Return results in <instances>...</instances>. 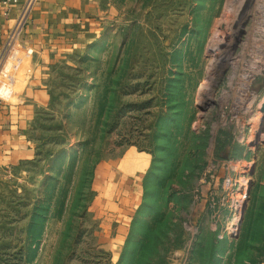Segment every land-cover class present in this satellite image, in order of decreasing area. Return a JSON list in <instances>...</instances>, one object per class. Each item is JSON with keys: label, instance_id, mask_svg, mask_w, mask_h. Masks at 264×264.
<instances>
[{"label": "rangeland", "instance_id": "obj_1", "mask_svg": "<svg viewBox=\"0 0 264 264\" xmlns=\"http://www.w3.org/2000/svg\"><path fill=\"white\" fill-rule=\"evenodd\" d=\"M254 4L102 0L91 44L22 64L9 102L47 97L0 170V264H264Z\"/></svg>", "mask_w": 264, "mask_h": 264}, {"label": "crops", "instance_id": "obj_2", "mask_svg": "<svg viewBox=\"0 0 264 264\" xmlns=\"http://www.w3.org/2000/svg\"><path fill=\"white\" fill-rule=\"evenodd\" d=\"M25 2L0 0V56ZM101 3L102 0H37L20 35L22 48L33 52L23 60L22 75L31 72L27 63H33L34 67L46 66L53 54L64 49L83 50L91 44L104 19ZM34 83L35 87H25L20 95L16 94L17 102H9L11 88H0V93L9 97L0 98V170L34 156L27 134L35 108L40 105L37 99L47 97L41 81L34 80Z\"/></svg>", "mask_w": 264, "mask_h": 264}, {"label": "built area", "instance_id": "obj_3", "mask_svg": "<svg viewBox=\"0 0 264 264\" xmlns=\"http://www.w3.org/2000/svg\"><path fill=\"white\" fill-rule=\"evenodd\" d=\"M3 1L8 2L10 0ZM36 2L37 0H26L20 17L13 30L10 32L3 53L0 56V84L7 89L14 86L16 80L15 76L21 71L23 59L19 56L20 53L22 52L25 54L24 58L29 57L33 53L32 50H24L22 48L20 35ZM15 50L17 53L12 54ZM4 99L7 100L9 97H5Z\"/></svg>", "mask_w": 264, "mask_h": 264}, {"label": "bare ground", "instance_id": "obj_4", "mask_svg": "<svg viewBox=\"0 0 264 264\" xmlns=\"http://www.w3.org/2000/svg\"><path fill=\"white\" fill-rule=\"evenodd\" d=\"M254 13H253V17H254V22L255 20L257 21V23L259 22V20L264 16V0H254ZM252 9V8H251ZM253 11V10H251ZM261 15V16H260ZM260 16L261 18L257 17ZM252 17V18H253ZM234 19V18H233ZM233 21V20H232ZM253 22V23H254ZM232 24V23H231ZM230 24V25H231ZM232 26V25H231ZM253 27V26H252ZM260 27L262 28L263 32H264V25L263 23H260ZM253 30V29H252ZM258 31V30H256ZM250 33V32H249ZM258 41V40H257ZM264 41H262L261 43H263ZM254 43V42H253ZM257 43V42H255ZM216 44V43H215ZM264 45V44H263ZM260 47L257 48L258 50L255 52L254 55V60L251 61V67L250 70H247V74L245 75V86L244 88L247 91H251V86L253 84L254 79H256V76L259 74L264 75V47ZM257 46V45H256ZM213 47V46H212ZM248 50V49H247ZM16 51V50H15ZM218 64V63H217ZM212 65V64H211ZM249 66V65H248ZM212 67V66H211ZM245 72V71H244ZM236 73V72H235ZM241 78V77H240ZM243 79V80H244ZM230 82V81H229ZM243 87V86H242ZM240 92V91H239ZM252 95V94H250ZM253 99V98H252ZM251 109L250 107H248V110ZM259 112L252 118V122L253 124H255V128L253 129V134L259 135V137H261V134L264 130V96L260 98V105L258 107ZM251 114L253 113L252 111L250 112ZM263 126V127H262ZM253 128V127H252ZM261 128H262V132H261ZM254 137H256L254 135ZM260 140V139H259ZM258 142V141H257Z\"/></svg>", "mask_w": 264, "mask_h": 264}, {"label": "trees", "instance_id": "obj_5", "mask_svg": "<svg viewBox=\"0 0 264 264\" xmlns=\"http://www.w3.org/2000/svg\"><path fill=\"white\" fill-rule=\"evenodd\" d=\"M38 219L40 222H41V219H40V216H35V218H34V223H33V229H35V231H36V229H40V230H42V228H43V225L42 224H37L39 221L38 220H35V219ZM43 221V220H42ZM39 235L40 234H33L32 236H33V238L36 240V239H38L39 238Z\"/></svg>", "mask_w": 264, "mask_h": 264}]
</instances>
